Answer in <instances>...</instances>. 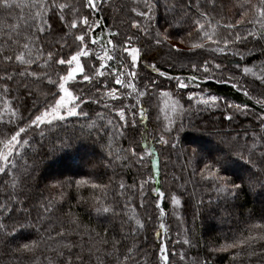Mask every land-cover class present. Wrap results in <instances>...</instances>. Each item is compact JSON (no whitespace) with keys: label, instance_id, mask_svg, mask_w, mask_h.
<instances>
[{"label":"trees","instance_id":"1","mask_svg":"<svg viewBox=\"0 0 264 264\" xmlns=\"http://www.w3.org/2000/svg\"><path fill=\"white\" fill-rule=\"evenodd\" d=\"M59 2L79 5L84 0H59ZM113 2L117 5L123 2L126 11L134 6L130 0H113ZM167 2L169 5H176L177 9L181 5V0H167ZM182 2L186 4L188 0H182ZM192 2L195 4V0ZM251 2L257 3L258 0H251ZM201 3L206 6V0H201ZM243 3L245 0H215V11H212L210 6L208 10L216 20H221V23H224L228 18H233L234 22V19L239 18L238 12L243 10L240 8ZM126 11L125 13H115L110 7L107 12L99 13L96 18L107 17L106 20L101 21L102 25L119 26L127 32L133 17L127 15ZM86 14L88 13L81 9V16ZM68 15L70 19L74 18L70 11ZM8 16H11V19H7ZM21 16L22 13L15 9L10 13L0 11V27L17 24L20 30L24 31V22L19 19ZM173 16L176 19H173ZM182 17L183 13L179 11L166 13L164 0H161L157 19L161 24H164L166 19L172 20L175 27L172 29L171 38L160 48L155 60L161 71L168 72L171 76L185 77L191 74L188 66L183 59L176 58V53L170 45H176L177 48L187 53L193 44H198L203 39L193 29L184 27L181 23ZM222 17L224 19H221ZM55 26L60 27L61 24L57 22ZM167 26L165 24V27ZM189 32H192L191 36H189ZM65 33H69L67 40L71 43L78 32L64 27L62 32H54L44 37V40L52 45L45 47V54L63 43L61 38ZM246 61V65H242V67L259 64L264 61V57L258 52H253L251 56L246 57ZM229 67L231 68L232 65ZM32 70L37 69L33 68ZM146 73L162 84V88L150 101L151 122L144 125L149 131L155 129L153 133L156 137L155 140L151 136L144 137L143 131L140 129L129 128L124 138L118 137L113 141V155L109 156L107 146L109 137L106 133L99 132L98 128L93 130L86 126L81 130V125L92 121H95L97 126L106 123V120H96V113L104 111L102 105L91 102H89L90 108H84L85 112L90 113L88 121L82 117L73 116L67 117L65 121H56L51 129L41 126L45 133L43 139H41L39 131L34 134L29 133V137L34 136L32 143L39 151L33 156V150L29 148L25 156L17 155L18 169L15 178L18 181L23 180L24 173L30 170L31 176L26 180L27 187L24 188V191L32 199L24 207L27 208L29 205L35 207L42 198H47L51 201L52 211L37 225L39 232L36 227H32L37 224L35 211L32 212L30 218L19 216L16 213H0V223L6 225V228L0 231V264H62V262L66 264L69 250L65 245L68 244L73 246L71 251L73 259L76 256H81L84 264H117L118 254L121 264H123V254L128 247L134 245H137V250L132 254L134 258L132 264H159L158 244L165 239L168 242V249L173 253L170 257L172 264H203L205 260L209 264H230L234 252H239V249L230 250L227 253H210V250L219 248L234 239L255 234L250 233L248 229L251 225L262 222L260 216L264 213V186L260 184L249 186L247 175L250 165H247L245 159L240 158L238 149L228 152V144L223 141L230 140L239 133L240 143H243L244 129L248 128L249 134H251L252 128L244 115L236 116L231 122L226 121L224 117L228 113L224 101L227 100L232 104L248 103L252 107L255 104L256 92H253V99L250 100L249 97L243 95L239 88L232 86L235 81L225 82L219 78L201 79L198 82L200 91L203 89L224 98L219 101L218 107L209 109L191 101L187 95L189 86L186 89H177L175 81H170L167 77H159L154 71L141 67V75ZM240 74V72L233 73L236 76H240ZM52 75L55 79L56 73L53 72ZM224 75L227 76L228 72L226 71ZM253 81L254 78L248 76L241 83L250 89L259 91L261 89L259 81ZM46 84V79L41 82L28 78L21 82L18 78L12 83V91L7 99L13 107L23 104L20 115L34 118L45 109V105L49 107L57 97L56 95L45 99V94L48 93ZM142 87L143 85H141ZM71 89L76 93L74 88L71 87ZM163 90L170 91L174 98L176 96V99L180 100L184 109L188 111L182 116L174 106L175 113H179V115L172 119L174 111L173 106H170L166 111L165 121L160 123L157 119L156 97ZM29 92L35 95L29 97ZM37 97L41 101L40 111L24 110L31 109L33 101ZM4 99V95L0 94V113L5 116L4 123H0V152L4 151L7 140L12 134L8 128L16 130L12 125L5 126L8 109ZM128 102L134 101L129 98ZM145 106L148 107V105ZM255 110L259 111V106H256ZM106 118H111V114L106 113ZM169 121L176 129L171 133L172 142L176 144L174 149L171 148V145L158 143L161 129L168 126ZM133 137L134 142H132ZM145 142L152 150L151 159L158 160L157 168L151 166V159L145 152ZM250 143L252 142L250 141ZM133 146L137 148L138 153H145L142 164L137 165L134 162L135 158L116 159L117 155L129 156V150ZM200 148L207 150L205 153H201ZM116 149H121V151L117 153ZM262 150H264V145H257V154ZM193 151H195L197 159L203 157L199 168H203L204 164L210 165L204 171L205 176L219 168V175L228 176L234 183L241 184L242 190L237 192L234 199L225 200V194L217 193L211 180L201 181L199 174L192 176V168L196 164L195 160L190 163ZM214 151L217 152V156ZM218 157L221 158L219 162H217ZM25 160L28 165L27 169L24 167ZM89 166L91 168H88ZM252 171H256V169H252ZM197 172L199 173V169ZM150 176L153 179L144 187L147 197L145 200L147 208L145 209L140 207L139 186L142 180H149ZM240 177L245 178L243 182L239 179ZM12 178L11 175L0 174V203H4L9 198ZM110 178H112V184L109 186L110 190L107 195L102 189L91 187L92 183L109 185ZM77 180H86L89 183L78 188ZM59 182L64 183L63 189L52 187ZM121 182L129 186L134 182L136 184L134 192H126V195L133 196L130 208L125 207L126 196L120 194L119 184ZM6 183L7 191L4 190ZM156 185L168 193V199L163 203L165 210L163 218L160 217L159 210L155 207L156 201L152 200V196L155 194L151 193V187ZM178 186H184L187 191L181 199V205L174 206L171 203V194L176 191ZM96 197H100V200L98 201ZM101 201L104 205L112 207L114 211L105 214V216H97L94 209L100 205ZM198 201H202V203L198 205ZM13 203L19 207L18 201ZM148 216H151L152 219L148 220ZM135 219L145 222V228L139 230L138 237L128 235L127 239H124L125 234L130 233L133 227L138 228ZM161 221L164 223L163 229L160 228ZM18 224L25 226L18 227L16 232H12V228ZM62 231L65 235L61 237L59 234ZM259 231L255 230L256 233ZM226 234L229 237L227 241ZM41 235L44 236V240L35 250L31 252L14 251L25 243L39 240ZM186 237L192 241L191 246L182 243ZM105 240L108 241L107 244L103 243ZM114 240L123 241L122 245L117 246L116 251H113ZM181 251L186 252L184 260L180 259ZM249 252L256 254L249 255ZM260 253V247L245 249L237 256L235 264H264V255Z\"/></svg>","mask_w":264,"mask_h":264},{"label":"snow or ice","instance_id":"2","mask_svg":"<svg viewBox=\"0 0 264 264\" xmlns=\"http://www.w3.org/2000/svg\"><path fill=\"white\" fill-rule=\"evenodd\" d=\"M134 4L135 6L126 11L123 2L117 5L114 4L113 0H84L79 5L59 2V0H0V11L10 13L14 9L18 10L22 13L19 19L24 22V31H21L17 24H7L0 27V94L4 95V103L8 109L5 126L12 125L13 128H16L15 131L8 128V131L12 133L7 140L8 150L6 153L0 152V174L13 177L10 186L11 193L4 203H0V213H16L19 216L30 218L32 212L35 211L37 224L32 225V227H36L37 232H39L37 225L52 211L51 201L42 198L35 207L32 205L27 208L24 207L32 199L24 191V188L27 187L26 180L31 176V171L24 173L23 180L18 181L15 178L18 169L17 155L25 156L29 148H32L33 156L38 153L39 149L35 148L32 143L34 136L29 137V133L34 134L39 131V135L43 139L45 133L41 126L51 129L56 121H65L67 117L73 116L82 117L85 121H88L90 113L85 112L84 108H90L89 102L102 105L104 111L96 113V120H106V123L97 126L95 121H92L86 125H81V130L86 126L93 130L98 128L99 132L106 133L109 137L107 145L109 156L113 155V141L118 137L124 138L129 128L140 129L143 131L144 137L151 136L154 140L156 139L153 135L155 129L149 131L144 125L151 122L150 101L157 94V91L162 88V84L157 79H153L150 74L141 75V67L154 71L159 77H167L170 81H175L177 89H186L189 83H197L199 87L198 81L201 79L219 78L225 82L235 81L232 86L239 88L243 95L249 97L250 100L253 99V92H256L255 104L252 107L248 103L232 104L227 100L224 101L228 113L224 117L226 121L231 122L236 116L244 115L249 120L252 128L251 134H249L250 130L248 128L244 129L243 143H240L239 133L234 138L223 142L228 144V152L238 149L240 158L245 159L247 165H250L247 175L249 186L255 184L264 186V150L258 154L256 151L257 145H264V61L254 64L252 67L243 66L242 68V65L247 63L246 57L251 56L253 52H258L264 57V0H258L257 3L245 0V3L240 5L243 10L238 12L239 18L234 19V22L233 18H228L224 23H221V20H216L208 10L210 6L212 11H215V0H206V6L202 5L201 0H195V4L192 0H188L186 4L181 0L179 9L176 8V5H169L167 0H164L166 13L182 12L181 23L184 27L193 29L201 39L207 38L208 41L207 43L193 44L187 53L177 48L176 45H170L176 53V58L183 59L188 66L191 74L185 77L171 76L168 72L161 71L155 60L160 48L171 38L172 29L175 27L172 20L166 19L164 24H161L157 19L161 0H134ZM110 7L115 13H125L126 11L127 15L133 17L130 20L129 31L126 32L115 25H102L101 21L106 20L107 17L100 16L99 19L96 18L99 13L107 12ZM81 9L88 14L81 16ZM69 11L74 18L70 19ZM6 18L11 19V16ZM173 19H176V17L173 16ZM213 21L215 22L213 23ZM57 22L61 24L60 27L55 26ZM165 24L168 26L165 27ZM64 27H68L79 34L75 35L72 42L69 43L67 40L69 33H65L64 37L61 38L63 43L45 54V47L52 45L50 42H46L44 37L54 32H62ZM97 29L101 30L99 36L96 35ZM191 35L192 32H189V36ZM229 65H232V67L230 68ZM33 68L37 70H32ZM226 71L228 72L227 76L224 75ZM53 72L56 73L55 79L52 75ZM235 72H240V76L233 75ZM248 76L254 78L253 82L259 81L261 86L259 91L250 89L244 83H241ZM18 78L21 82L28 78L41 82L46 79L47 84L45 87L48 88V93L45 94V99L59 95L60 98L56 100V105L63 107L65 97H71L75 102V106L64 108L63 112L55 108L51 109V119L47 121L45 118L50 114L47 105H45L42 115L37 114L34 118L31 116L24 117L20 115L23 104L21 103L19 107H13L7 99L12 91V83L17 81ZM69 82L72 83L69 84ZM141 85H143L142 88ZM69 87L76 90L75 95L69 91ZM201 92L203 93L201 103L209 109L218 107L219 101L224 99L203 89H201ZM163 94L168 95V93ZM34 95V93L29 92V97ZM189 96L195 98L196 94L189 93ZM129 98H132L134 102H128ZM145 105H148V107ZM176 105L182 116L188 111L184 109L180 100L176 101ZM256 106H259V111L255 110ZM40 109L41 101L37 97L33 101L32 108L24 110L39 112ZM106 113L111 114V118H106ZM4 121L5 116L0 113V123H4ZM175 130L172 122L169 121L168 126L162 127L161 134L158 136V143L171 145V148L174 149L176 144L172 142L171 133ZM101 139H103V136H101ZM132 142H134V137ZM116 151L119 153L121 149H116ZM129 151V156L121 157L117 155L116 159L135 158L134 162L137 165L142 164L145 153H138L135 146ZM145 152L151 159L152 150L146 142ZM220 159L218 157L217 162ZM192 160L196 161L195 166L192 168V176L199 174L201 181L211 180L215 191L225 194V200L234 199L237 192L242 190L241 184L234 183L228 176L219 175V168L214 169L208 176H205L204 171L210 165L204 164L203 168H199L203 157L197 159L195 151H193L190 158V163ZM157 165L158 160L151 159L152 168H157ZM24 167L28 168L26 160ZM197 169H199V173ZM252 169H256V171H252ZM152 179L153 177L150 176L149 180H142L139 186L140 207L145 209L147 208V204H145L147 197L144 187ZM239 179L243 182L245 178L240 177ZM88 183L86 180L76 181L78 188ZM111 184L112 178L109 179V185L92 183L91 187L93 189L100 188L107 195ZM63 186L64 183L59 182L52 187L63 189ZM182 188L183 191H181ZM119 189L120 194L126 196L125 207L130 208L133 196L126 195V192L135 191V182L131 186L121 182ZM4 190H8L7 183ZM186 191L187 189L184 186H178L176 191L171 194L172 205H181V199ZM151 193L155 194L152 196V200L156 201L155 207L159 210L160 217L163 218L165 215L163 203L168 199V193L162 191L159 185L151 187ZM96 199L99 201L100 197H96ZM14 201L19 202V207L13 203ZM197 203L199 205L202 201ZM94 210L97 216H105V214L114 211L112 207L104 205L102 201ZM73 219L75 218L73 217ZM147 219L151 220L152 217L148 216ZM260 221L262 222L251 225L248 229L250 233L255 234L226 242L219 248L211 249L210 253H227L230 250L239 249V252H234L230 264H235L237 256L243 253L245 249L260 247V254L264 255V246H262L264 245V213L261 214ZM135 224L138 228L133 227L130 233L125 234L124 239H127L128 235L138 237L139 230L146 226V223L140 219H135ZM24 226L18 224L12 228V232H16L18 227ZM5 228L6 225L0 223V231ZM160 228H164L163 221H161ZM255 230L260 231L256 233ZM157 234L159 235V233ZM64 235L63 231L59 234L61 237ZM225 239L226 241L229 239L227 234ZM43 240L44 236L41 235L39 240L25 243L14 251L31 252ZM103 243L107 244L108 241L105 240ZM182 243L191 246L192 241L186 237ZM122 244V240H114L113 251H116L117 246ZM65 247L69 250L66 264H84L81 256H76L73 259L71 255L73 246L71 244L65 245ZM158 249L159 264H172L170 257L173 253L168 249L166 239L158 244ZM136 250L137 245L127 248L123 254V264H132L134 259L132 254ZM248 254L255 255L256 253L249 252ZM108 255H111V253H108ZM179 255L180 259L184 260L186 252L181 251ZM62 264H65V262H62ZM117 264H121L119 254L117 255ZM203 264H209V262L205 260Z\"/></svg>","mask_w":264,"mask_h":264},{"label":"rangeland","instance_id":"3","mask_svg":"<svg viewBox=\"0 0 264 264\" xmlns=\"http://www.w3.org/2000/svg\"><path fill=\"white\" fill-rule=\"evenodd\" d=\"M130 1H132L133 3H134V0H130ZM134 6H135V4H134ZM209 30H211V29H209ZM100 29H98V32L96 33V35L97 36H99V34H100ZM79 33H77V35H78ZM105 39H107V37H105ZM208 41H207V38H204L200 43H207ZM177 45H180V44H178L177 43ZM83 62V61H82ZM74 66V65H73ZM243 68V67H242ZM241 71H242V69H241ZM199 82V81H198ZM69 84H71V82H69ZM66 86H68V85H66ZM69 91L70 92H72L73 93V95H75L76 93L71 89V87H69ZM163 93H168V95H164ZM189 93H194V94H196V96H195V98H190V96H189ZM187 95L189 96V98L191 99V101H193L194 103H196V104H198V105H200V106H204L202 103H201V96L203 95V93L200 91V87H198L197 86V84L196 83H192V84H189V91L187 92ZM59 95H57V97L54 99V101H53V103L48 107V110H49V116L48 117H46L45 119H46V121L47 120H50L51 119V109H57V110H59V111H61V112H63V110H64V108H67V107H74L75 106V102L72 100V98L71 97H65V101H64V105H63V107H59V106H57L56 105V100H59ZM157 106H156V110H157V119H158V121L161 123V122H164L165 121V117H166V111H167V109H168V107L170 108V106H173V111H174V106H176L177 107V111L179 112V110H178V106L176 105V101H177V97L175 96V98H174V96H173V94L170 92V91H168V90H163V91H161L160 93H158V95H157ZM205 107V106H204ZM43 111L44 110H42L39 114H43ZM77 111H78V109H77ZM180 113V112H179ZM179 113L177 114V113H175V111H174V113H173V118L172 119H174L176 116H178L179 115ZM7 150H8V147L6 146V148L4 149V151L3 152H7ZM206 148H200V152L201 153H205L206 152ZM214 152H216V151H214ZM215 155L217 156V152L215 153ZM88 168H91V166H89Z\"/></svg>","mask_w":264,"mask_h":264}]
</instances>
